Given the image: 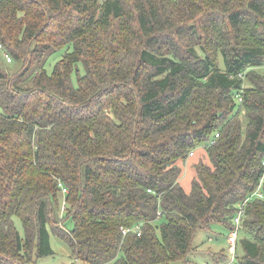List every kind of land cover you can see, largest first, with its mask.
<instances>
[{
  "label": "trees",
  "instance_id": "trees-1",
  "mask_svg": "<svg viewBox=\"0 0 264 264\" xmlns=\"http://www.w3.org/2000/svg\"><path fill=\"white\" fill-rule=\"evenodd\" d=\"M0 45L20 63L0 49V264L52 254L49 229L75 264L186 263L198 231L232 228L263 173L264 0H0ZM240 229L238 262L264 264V197Z\"/></svg>",
  "mask_w": 264,
  "mask_h": 264
},
{
  "label": "rangeland",
  "instance_id": "rangeland-1",
  "mask_svg": "<svg viewBox=\"0 0 264 264\" xmlns=\"http://www.w3.org/2000/svg\"><path fill=\"white\" fill-rule=\"evenodd\" d=\"M66 49H70V46L64 47L62 49H59L58 51H54L48 54L47 57H44V61H39L33 68L32 71L29 70L28 74L25 75V79L22 82V84L28 85L34 72L39 69H46L49 72L51 71L52 66L63 56V53ZM1 63L4 64L6 71H8L9 74H13L15 70H17L20 66V63L17 60H12V62H4L3 59ZM81 69V67L79 68ZM258 71L264 74V63L262 66L258 68ZM81 72L82 69H81ZM75 83V81L73 80ZM241 124L243 126V129L246 127V118L243 114L240 115ZM200 161H203L204 163L209 164V159L206 156L205 148L203 147V144H201L199 147H197L195 150H193V154L184 158L183 160H179L178 163L181 167V175H180V185L182 188H184L185 191H190L191 188V181L195 177L194 173V166L195 163H198ZM63 206V202L61 204ZM63 213V212H62ZM14 224H16L17 229L19 230L20 234L22 235V224H20V221L18 218L14 217ZM67 227L71 228L72 223L67 221ZM227 230L223 229L221 227L213 226L212 230L210 231H198L196 238L194 240V246L195 250L189 253L187 257V262L182 263L180 261H174L171 264H214V261L212 259V253L218 252L219 248L224 249L225 255L227 258L229 257V248L227 244ZM245 234H242V236ZM49 244L53 250L52 254H49V256H44L40 258L37 261V264H75L74 261L70 258L69 248L68 245L63 242L61 239L57 238L52 234V232L49 229ZM237 248L239 253L241 248ZM264 252V251H263ZM224 261L220 264H223ZM236 264H240L238 260L235 261ZM81 264V263H77Z\"/></svg>",
  "mask_w": 264,
  "mask_h": 264
},
{
  "label": "built area",
  "instance_id": "built-area-1",
  "mask_svg": "<svg viewBox=\"0 0 264 264\" xmlns=\"http://www.w3.org/2000/svg\"><path fill=\"white\" fill-rule=\"evenodd\" d=\"M0 49H1V56H3V58L6 60V62L10 63L12 62V57L9 56V54L3 50L2 46L0 45ZM236 99L237 102L241 101V96L239 95V93L236 94ZM219 134L218 132H216L214 134V137H217ZM210 144L213 143V140L209 141ZM193 154V150L189 152V155L191 156ZM262 167H263V173L260 179V183H259V187L257 188V190L253 191L250 195L247 196V198L241 202H239L237 204V210L235 211L234 215L232 216V228L227 232V244H228V248H229V257L227 258V260L223 263V264H236L235 261L237 260V254H238V248H237V243H238V239L240 237V226H241V222L244 218V213H245V206L247 203V200H249L250 198L253 197H258V198H262L264 197V193L261 190L262 186L261 183L264 179V158L261 161ZM59 186L61 187L62 192L66 193V188L62 186L61 183H59ZM150 191V190H149ZM64 203V201H63ZM160 212H158L159 214ZM121 233L123 235H125V233L129 232V231H133L136 233L137 236L140 235V225H134L132 227H121L120 228Z\"/></svg>",
  "mask_w": 264,
  "mask_h": 264
}]
</instances>
